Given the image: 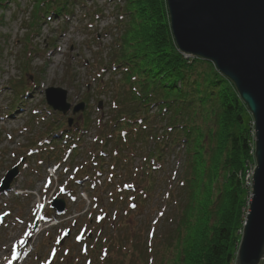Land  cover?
Returning a JSON list of instances; mask_svg holds the SVG:
<instances>
[{
    "label": "rangeland",
    "instance_id": "obj_1",
    "mask_svg": "<svg viewBox=\"0 0 264 264\" xmlns=\"http://www.w3.org/2000/svg\"><path fill=\"white\" fill-rule=\"evenodd\" d=\"M152 1L143 3L151 5ZM31 2L11 0L0 8V179L15 163L19 162L20 169L11 190L0 194V212L4 208L12 211L4 218L8 222L0 225V264L12 258L15 243L17 248L23 246L29 230L22 231L29 227L35 203L39 198L43 201L41 189L51 166L60 176L53 178L50 191L61 196L63 187L82 189L79 192L86 193V200L74 191L77 199L69 204L70 218H61L59 225L29 238L33 251L25 264L49 260L50 264H87L89 259L91 264H173L175 250L167 244L181 217L173 198L185 197V192H177L185 179L184 151L175 145L165 152L163 162L154 161L152 139L129 145L128 150L114 141L104 144L98 139L99 131L106 130L105 121L114 113L113 97L124 86L118 88L120 75L100 70L96 59L110 57L116 33L122 30L117 21L127 18L121 9L124 0H78L58 14H54L53 3L49 11L53 13L38 21H33V14L39 11L32 13ZM94 11L98 16L91 19ZM22 80L28 87L24 91L18 83ZM47 87L67 89L66 102L71 107L83 102L84 110L74 115L71 110L65 115L53 111L45 104ZM70 118L71 126H67ZM247 121L253 141L252 119ZM52 137L62 142L55 145L63 148L57 156L31 152L46 150L48 146L40 143ZM64 139L69 143L63 144ZM114 152L121 158L116 159ZM52 154L55 156L48 157ZM250 155L235 177L245 200L239 233L251 200L253 151ZM86 170L88 174L79 178ZM228 183L226 177L220 178L219 189L227 190ZM20 190L23 194H16ZM219 212L217 209L215 217L222 214L224 218L225 212ZM17 216L22 220L15 221ZM66 230H70L69 237L61 247H53L51 255L54 239Z\"/></svg>",
    "mask_w": 264,
    "mask_h": 264
},
{
    "label": "trees",
    "instance_id": "obj_2",
    "mask_svg": "<svg viewBox=\"0 0 264 264\" xmlns=\"http://www.w3.org/2000/svg\"><path fill=\"white\" fill-rule=\"evenodd\" d=\"M9 1L0 0V8ZM77 1L32 0V13L39 11L33 21L53 13L50 4L58 14ZM143 1L124 0L127 18L117 21L122 30L110 57L96 59L101 70L119 73L118 88L124 86L113 97L114 113L99 140L113 138L115 144L129 146L152 139L151 155L162 162L165 152L178 145L185 153V179L177 192L185 197L173 198L181 217L167 244L175 250L171 262L233 264L245 201L235 177L253 151L250 113L234 84L212 62L185 58L177 49L166 0ZM225 177L227 190H220ZM217 209L225 212L224 218L220 212L215 217Z\"/></svg>",
    "mask_w": 264,
    "mask_h": 264
},
{
    "label": "water",
    "instance_id": "obj_3",
    "mask_svg": "<svg viewBox=\"0 0 264 264\" xmlns=\"http://www.w3.org/2000/svg\"><path fill=\"white\" fill-rule=\"evenodd\" d=\"M174 42L185 56L212 62L235 86L252 115L254 160L248 213L235 264H262L264 256V0H166ZM47 102L67 112L66 91L46 90ZM83 109V103L73 112ZM17 174L8 172L2 186ZM60 208L63 204H60Z\"/></svg>",
    "mask_w": 264,
    "mask_h": 264
},
{
    "label": "snow or ice",
    "instance_id": "obj_4",
    "mask_svg": "<svg viewBox=\"0 0 264 264\" xmlns=\"http://www.w3.org/2000/svg\"><path fill=\"white\" fill-rule=\"evenodd\" d=\"M13 258H15V252L13 253ZM9 264H11V261L9 262Z\"/></svg>",
    "mask_w": 264,
    "mask_h": 264
}]
</instances>
